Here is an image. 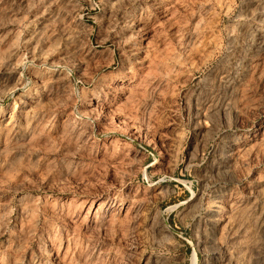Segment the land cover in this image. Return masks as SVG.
I'll return each instance as SVG.
<instances>
[{
    "label": "rangeland",
    "instance_id": "374dc122",
    "mask_svg": "<svg viewBox=\"0 0 264 264\" xmlns=\"http://www.w3.org/2000/svg\"><path fill=\"white\" fill-rule=\"evenodd\" d=\"M0 264H264V0H0Z\"/></svg>",
    "mask_w": 264,
    "mask_h": 264
}]
</instances>
